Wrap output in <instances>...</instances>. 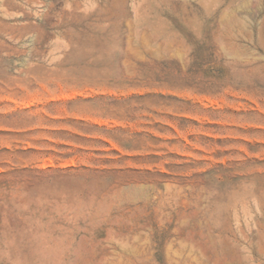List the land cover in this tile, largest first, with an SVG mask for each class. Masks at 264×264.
Returning <instances> with one entry per match:
<instances>
[{
	"label": "rangeland",
	"instance_id": "1",
	"mask_svg": "<svg viewBox=\"0 0 264 264\" xmlns=\"http://www.w3.org/2000/svg\"><path fill=\"white\" fill-rule=\"evenodd\" d=\"M0 264H264V0H0Z\"/></svg>",
	"mask_w": 264,
	"mask_h": 264
}]
</instances>
